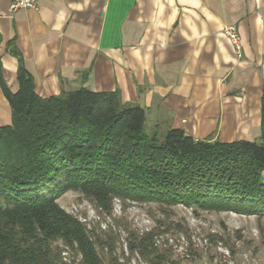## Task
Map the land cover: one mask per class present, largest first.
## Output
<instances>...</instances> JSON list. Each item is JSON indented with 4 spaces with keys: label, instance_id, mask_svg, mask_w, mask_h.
<instances>
[{
    "label": "trees",
    "instance_id": "trees-1",
    "mask_svg": "<svg viewBox=\"0 0 264 264\" xmlns=\"http://www.w3.org/2000/svg\"><path fill=\"white\" fill-rule=\"evenodd\" d=\"M18 79L13 93L0 73L12 109L11 125L0 127V264H106L105 250L108 264H119V237L96 235L63 210L58 200L68 192L105 211L120 199L170 217L182 205L264 218V145L196 140L180 129L149 135L146 111L117 91L43 99L29 75ZM156 224L129 232L128 249L148 264H179L164 238L188 231L166 218ZM69 250L81 258L66 262Z\"/></svg>",
    "mask_w": 264,
    "mask_h": 264
},
{
    "label": "crops",
    "instance_id": "crops-1",
    "mask_svg": "<svg viewBox=\"0 0 264 264\" xmlns=\"http://www.w3.org/2000/svg\"><path fill=\"white\" fill-rule=\"evenodd\" d=\"M11 1L0 0V73L13 93L20 72L43 99L117 91L151 134L264 145V0H35L16 12ZM11 123L0 85V127Z\"/></svg>",
    "mask_w": 264,
    "mask_h": 264
},
{
    "label": "rangeland",
    "instance_id": "rangeland-1",
    "mask_svg": "<svg viewBox=\"0 0 264 264\" xmlns=\"http://www.w3.org/2000/svg\"><path fill=\"white\" fill-rule=\"evenodd\" d=\"M151 124L152 117H150ZM146 133L151 135L149 128ZM59 205L71 216L84 223L90 232L114 234L119 237L114 257L119 264H148L128 249L129 232H151L156 222L164 220L180 224L188 231L187 236L170 232L171 261L180 264H264V218L246 216L233 212H206L179 205L172 209L170 217L161 213L153 204H142L116 199L112 210L98 209L80 193L68 192L58 200ZM169 218V219H168ZM164 239H160L163 241ZM215 239V241H211ZM223 239V240H222ZM70 251V252H69ZM64 256L70 263L75 258L71 250ZM105 250L106 264L110 256ZM196 255V260H193ZM62 255V257L64 258Z\"/></svg>",
    "mask_w": 264,
    "mask_h": 264
},
{
    "label": "built area",
    "instance_id": "built-area-1",
    "mask_svg": "<svg viewBox=\"0 0 264 264\" xmlns=\"http://www.w3.org/2000/svg\"><path fill=\"white\" fill-rule=\"evenodd\" d=\"M38 8L35 0H12L10 10L12 12H16L19 10L31 9L36 10ZM225 35L231 40L233 43L238 56L242 57V40L238 29L235 26L227 27L224 30Z\"/></svg>",
    "mask_w": 264,
    "mask_h": 264
}]
</instances>
